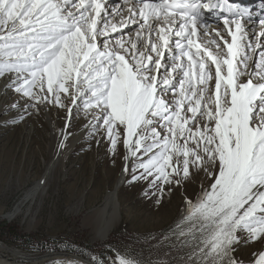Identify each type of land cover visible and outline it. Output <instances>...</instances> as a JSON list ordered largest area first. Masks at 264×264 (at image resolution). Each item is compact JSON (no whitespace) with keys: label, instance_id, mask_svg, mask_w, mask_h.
I'll return each instance as SVG.
<instances>
[{"label":"snow or ice","instance_id":"obj_1","mask_svg":"<svg viewBox=\"0 0 264 264\" xmlns=\"http://www.w3.org/2000/svg\"><path fill=\"white\" fill-rule=\"evenodd\" d=\"M136 3L129 12L142 23L129 19L118 28L109 26L107 0H0V75L14 73L12 90L35 104L63 107L64 94L97 109L113 152L123 136L135 160L125 171L139 173L133 181L178 184L172 177H187L190 164L204 168L214 181L188 201V228L180 233L196 241L188 260L244 264L233 256L237 232L247 234L246 243L264 236V50L250 71L249 51L258 46L245 41L242 24L253 5L225 0V33L215 32L223 47L212 41L213 52L194 38L206 27L202 10L219 8L220 0ZM132 23L139 31L126 39L131 33L122 27ZM258 23L264 27V18ZM255 264H264V254Z\"/></svg>","mask_w":264,"mask_h":264},{"label":"rangeland","instance_id":"obj_2","mask_svg":"<svg viewBox=\"0 0 264 264\" xmlns=\"http://www.w3.org/2000/svg\"><path fill=\"white\" fill-rule=\"evenodd\" d=\"M7 74L10 73L0 75V80ZM15 95V104L5 103L7 110L0 113V179L5 180V184L13 180L9 186L0 184V223L10 225L31 238L16 241L6 232L0 234V244L29 255L67 254L91 264H119L121 260L125 264H166L168 259L177 264H196L195 258L188 260L196 241H188L189 235L180 234L187 230L188 224H179V219L183 203L194 201L210 190L214 178L204 168L197 169L191 164L187 177L182 172L180 176L172 177L174 181H180L178 184L158 181L152 185V177L133 181L132 176L139 173L129 170L118 194L119 225L108 237L111 239L92 240L93 224L88 220L89 210L101 204L107 191L112 189L123 156V136L113 152L105 138V129L95 119L97 109L82 106L77 112L80 117L68 119L71 131L90 122L94 124L76 145L75 152L62 170L54 171L52 178L44 183V198L36 201L30 209L31 213L37 211L34 220H39V223L31 231H26V221L21 222L20 217L13 220L3 218L2 213L7 212L43 175L55 151L69 100L68 96L61 94L64 106L60 107L51 103L35 104L21 94L15 92ZM27 103H30L28 109L32 113L25 118L21 116V109ZM46 114L56 126L50 152H47L49 127ZM182 160V157H173L174 164ZM237 236L241 239L233 245L237 249L233 256L244 264H251L264 252V236L247 243L246 233L238 231ZM67 246L85 252L89 260L66 252Z\"/></svg>","mask_w":264,"mask_h":264},{"label":"bare ground","instance_id":"obj_3","mask_svg":"<svg viewBox=\"0 0 264 264\" xmlns=\"http://www.w3.org/2000/svg\"><path fill=\"white\" fill-rule=\"evenodd\" d=\"M245 3L253 5V12L255 13L251 19L243 20V30L245 33V41H251L253 46H258L256 48V52L249 51V55L252 56V60L249 63V70H258L255 69V63L258 61L257 53L261 50H264V36H261L260 33L264 31V27L258 24L259 19L264 18V14L261 12V3L260 0H245ZM116 5V7H113ZM141 5H138L134 0H107V7L112 10L113 16L109 21V26L111 24H116L119 27L122 26V22L131 20H137L138 17L131 16L129 9L135 7L137 10ZM201 19L206 21V27L204 25H200L198 27V36L194 39L202 45V47H206L207 49L216 52V44L212 43V41H216L217 43H221V47H223L222 42L219 37L215 36V32L219 30L222 34L225 33V28L221 24L220 20L216 18V12L214 10H209L208 12L202 11ZM138 23H142V21H138ZM138 23H132L130 26L122 27V31L126 33H131L130 37L135 39L136 33L133 32V29L139 31ZM223 23V21H222ZM155 24V22H154ZM113 35L120 36L121 32L117 31ZM154 38V37H153ZM226 39H231L230 37L225 35ZM175 39V37H173ZM144 41H141L143 44ZM176 50L171 48L170 51L165 53V62L170 63L173 60L174 54ZM186 62V58H185ZM214 71V68H213ZM179 78V77H178ZM177 78V79H178ZM15 79V74L10 73L4 75L0 80V113L7 110L5 103L15 104L16 95L15 91L12 90V85ZM242 80L246 81L248 76H242ZM256 82H259L258 80ZM212 85L214 86V80L212 81ZM74 90L70 89V92ZM69 97L67 101V109H66V118L63 121V124L60 128V136L56 144L55 151L47 164V167L41 176V178L32 184L13 204V206L7 211L2 213L3 218L7 220H13L18 217L21 218V222H25V230L31 231L39 220L35 222L34 218L36 216L37 211L31 213L30 209L36 203V201L44 198V183L52 178V174L57 169L62 170L67 160L73 155L75 152L76 145L82 141L84 135L92 128L94 122L88 123L85 127L77 128L71 131V124H68V119L73 118V116L80 117L81 114L77 113L80 111L82 105L77 102L76 105H73L72 99ZM17 104V103H16ZM30 103H27L23 109L22 117H28L31 114V110L28 109ZM24 106V105H23ZM10 107V106H8ZM38 109V108H37ZM35 109L34 111H37ZM71 109V113L69 111ZM10 110V109H9ZM34 115V114H33ZM47 126L49 127L48 139L49 143L47 146V152H50L51 147L54 142V134L56 132V126L51 123L49 115L46 114ZM34 118V117H33ZM122 149L123 156L121 161V167L119 173L115 179V182L112 186V189L107 191L103 201L101 204L96 205L95 207L89 210V219L93 227L92 229V240L93 241H102L107 239L117 228L121 220L120 213V205L118 203V194L123 188L129 171H125V168L128 167L130 169L133 164L134 159L128 157V151L123 146L122 141ZM44 153V152H43ZM175 157V156H174ZM179 158V157H177ZM183 159V157H182ZM17 178L19 174H16ZM11 178H13L11 176ZM0 184H5V180L0 179ZM13 183V180L10 179L6 184L9 186ZM5 184V186H6ZM16 185V184H15ZM200 195L193 201L196 202ZM188 201L183 203V209L181 212V216L179 219V224H183L184 218L187 215V207ZM238 235V232H237ZM241 235V234H240ZM192 240L191 237H188V241ZM264 254V252H262ZM259 257V256H258ZM256 257V259H258ZM255 259V260H256ZM255 260L251 264H255ZM0 264H91L90 262L83 260L78 257L70 256L67 254H45V255H29L24 252H20L16 249H11L0 244Z\"/></svg>","mask_w":264,"mask_h":264},{"label":"trees","instance_id":"obj_4","mask_svg":"<svg viewBox=\"0 0 264 264\" xmlns=\"http://www.w3.org/2000/svg\"><path fill=\"white\" fill-rule=\"evenodd\" d=\"M6 232L10 233V235H12V238L16 241H24V240H28L29 238H31V236L29 235H24L22 233H19L16 228H13L10 225H7L5 223H0V234L6 233ZM108 239H111V238H108ZM65 251L71 254L79 255L88 260L90 258L89 255H87L85 252H82L81 250L76 251L69 246L65 247ZM177 263L178 262H174L172 259H168L166 261V264H177Z\"/></svg>","mask_w":264,"mask_h":264}]
</instances>
